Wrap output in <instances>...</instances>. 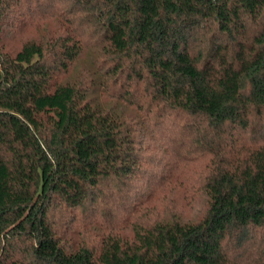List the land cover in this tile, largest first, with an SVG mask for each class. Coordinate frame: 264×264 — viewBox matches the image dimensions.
<instances>
[{
    "label": "trees",
    "instance_id": "trees-1",
    "mask_svg": "<svg viewBox=\"0 0 264 264\" xmlns=\"http://www.w3.org/2000/svg\"><path fill=\"white\" fill-rule=\"evenodd\" d=\"M0 264H264V0H0Z\"/></svg>",
    "mask_w": 264,
    "mask_h": 264
}]
</instances>
